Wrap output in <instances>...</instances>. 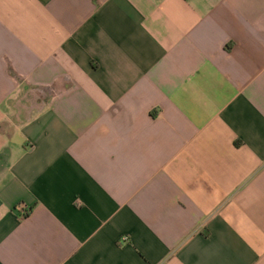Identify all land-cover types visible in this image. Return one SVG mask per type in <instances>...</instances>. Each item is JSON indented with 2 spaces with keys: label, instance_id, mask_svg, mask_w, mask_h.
I'll return each mask as SVG.
<instances>
[{
  "label": "crops",
  "instance_id": "0c3cea01",
  "mask_svg": "<svg viewBox=\"0 0 264 264\" xmlns=\"http://www.w3.org/2000/svg\"><path fill=\"white\" fill-rule=\"evenodd\" d=\"M0 264H264V0H0Z\"/></svg>",
  "mask_w": 264,
  "mask_h": 264
},
{
  "label": "built area",
  "instance_id": "2783aa9c",
  "mask_svg": "<svg viewBox=\"0 0 264 264\" xmlns=\"http://www.w3.org/2000/svg\"><path fill=\"white\" fill-rule=\"evenodd\" d=\"M123 239H126V237H124Z\"/></svg>",
  "mask_w": 264,
  "mask_h": 264
}]
</instances>
